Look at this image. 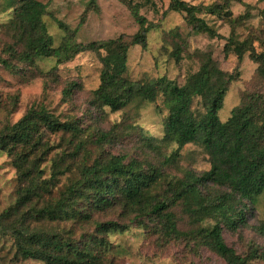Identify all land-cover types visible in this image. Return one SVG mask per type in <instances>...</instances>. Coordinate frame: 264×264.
<instances>
[{
    "label": "trees",
    "instance_id": "16d2710c",
    "mask_svg": "<svg viewBox=\"0 0 264 264\" xmlns=\"http://www.w3.org/2000/svg\"><path fill=\"white\" fill-rule=\"evenodd\" d=\"M6 1L13 15L5 27L8 42L1 51L0 68L21 73L35 67L39 60L55 59L57 64H63L87 50L104 51L100 85L95 91L96 107L118 112L135 100L155 102L162 96L168 110L162 143L177 146L159 164L128 161L125 155L106 154L92 159L82 127L73 120L60 121L44 105H34L18 122L7 123L0 130V156L7 155L15 170V198L0 215V231L12 240L16 260L106 264L109 235L123 233L128 226L114 221L94 222V217L117 210L164 242L188 240L203 245L226 264H250L257 258L256 250L241 256L228 246L224 227L237 230L247 226L245 201L254 202L264 194V97L251 95L226 122L220 121L218 113L228 86L237 77L211 66L210 55L183 86L166 77L148 83L131 80L127 74L129 49L135 45L146 49L148 34L155 24L139 14L130 0L126 4L139 25L130 43L120 37L83 45L67 33L59 46H55L44 20L46 4L38 0ZM169 1L168 11L184 14L195 32L226 40V57L235 55L241 62L249 53L258 64L257 74L264 79V52L258 53L252 40L240 41L235 33L249 12L233 18L228 11L232 0L204 7L183 0ZM91 4L95 5V0ZM203 12L225 18L232 27L231 35H220L199 17ZM180 56V52L175 53L176 59ZM76 88V84L70 85L65 95L72 96ZM196 99L202 100L205 111L201 114L194 110ZM47 133L69 135L68 140L63 138L65 148L52 154L56 149L45 141ZM111 135L103 133L97 142L101 144ZM152 143L148 146L160 152ZM192 143L205 148L210 169L202 174L187 171L182 179L171 178L164 166L176 163L184 147ZM47 163H51L48 178ZM177 207L183 208L194 229H179ZM206 220L214 224L207 225ZM91 223L95 231L81 240L71 237L70 230H63L66 225Z\"/></svg>",
    "mask_w": 264,
    "mask_h": 264
},
{
    "label": "rangeland",
    "instance_id": "374dc122",
    "mask_svg": "<svg viewBox=\"0 0 264 264\" xmlns=\"http://www.w3.org/2000/svg\"><path fill=\"white\" fill-rule=\"evenodd\" d=\"M47 5L44 20L49 33L59 46L67 33L74 42L89 45L122 37L130 43L139 31V25L131 14L129 0H38ZM139 14L155 28L148 34L146 49L131 46L128 54V77L136 82L148 83L163 77L179 86L197 73L207 55L212 57L211 66L233 74L237 79L228 86L224 104L218 113L220 121L226 122L232 111L248 102L251 95L264 97V79L257 74L258 64L250 54L240 62L235 55L226 57V40L198 34L189 26L185 15L168 11L169 0H130ZM195 6L222 5L224 0H183ZM228 11L233 18L250 16L235 29L240 41L250 39L254 49L264 52V0H232ZM13 10L6 0H0V55L8 42L5 27L11 20ZM203 18L220 35L229 37L231 25L225 18L201 13ZM181 56L176 59L175 53ZM104 51H84L72 61L57 64L55 59L39 60L37 65L21 73H10L0 68V130L7 124L18 122L34 105H44L60 121L73 120L83 129L87 151L92 159L99 155H125L130 160L152 161L159 164L163 156H170L177 148L175 144H164L167 107L162 96L155 102L135 100L126 108L113 112L110 108H98L94 104L95 91L100 85L101 57ZM76 84L72 96L65 90ZM198 114L205 111L202 100L194 101ZM15 109V110H13ZM112 133L105 142H97L103 133ZM69 135L47 133L45 141L56 150L65 148ZM154 139V141H152ZM153 142V150L148 145ZM83 157L81 156V159ZM46 167V168H45ZM45 177H50L51 163L45 165ZM211 167L210 157L200 143L184 147L173 165L164 166L171 178L182 179L187 171L202 174ZM15 170L10 158L0 156V215L14 202ZM65 179L62 180V184ZM214 193V190H210ZM218 192L222 191L218 189ZM247 226L237 230L224 227V239L239 255L248 256L257 251V258L250 264H264V194L254 202L245 201ZM178 227L188 232L195 227L182 207L175 209ZM132 218L124 217L120 210L99 214L94 222L114 221L127 225L121 233L109 235V252L106 264H226L215 252L203 245L188 240L164 242L159 235L145 229ZM213 225V220H206ZM198 226V225H197ZM77 240L95 231L93 223L88 225H66ZM70 232V233H71ZM253 254V253H252ZM0 264H44L39 261H19L14 257L13 243L0 231Z\"/></svg>",
    "mask_w": 264,
    "mask_h": 264
}]
</instances>
